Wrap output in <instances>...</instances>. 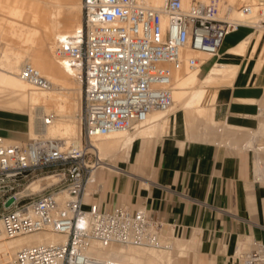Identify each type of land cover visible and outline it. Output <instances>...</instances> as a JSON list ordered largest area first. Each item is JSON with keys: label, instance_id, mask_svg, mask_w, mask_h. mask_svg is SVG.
Returning <instances> with one entry per match:
<instances>
[{"label": "built area", "instance_id": "1", "mask_svg": "<svg viewBox=\"0 0 264 264\" xmlns=\"http://www.w3.org/2000/svg\"><path fill=\"white\" fill-rule=\"evenodd\" d=\"M82 28L58 38L55 55L81 70L82 132L71 142L39 136L10 141L0 136V241L16 235L52 231L67 237L63 243L37 244L17 252L18 264H124L93 254V244L171 249L174 234L156 213L142 206L103 207L87 200L90 179L104 164L95 139L118 129L134 130L157 110L173 103L172 78L184 66L205 62L187 50L218 56L225 37L240 26L264 25L250 16L263 11L264 0H241L222 15V0H82ZM246 22V25H245ZM21 76L47 88L51 81L33 65ZM51 117L45 118L49 124ZM111 166L119 169L113 163ZM43 181L41 190L32 185ZM97 184V191L101 184ZM23 194L19 195L18 191ZM14 201L6 206V201ZM242 253V264H263L264 245L258 242Z\"/></svg>", "mask_w": 264, "mask_h": 264}, {"label": "crops", "instance_id": "2", "mask_svg": "<svg viewBox=\"0 0 264 264\" xmlns=\"http://www.w3.org/2000/svg\"><path fill=\"white\" fill-rule=\"evenodd\" d=\"M251 29L240 26L227 34L220 53L248 36ZM234 33L238 35L229 38ZM213 60L201 65L203 72ZM237 60L241 65L233 83L216 89L213 118L217 126L221 125L222 135L245 142L242 151L204 139L199 126V135L189 138L181 112L172 118L169 131L154 142L144 139L141 146L134 144L127 163H136L137 174H150L147 168L153 163V178L147 177L142 181L144 186L138 188L131 178L139 174L109 175V179L117 178L115 186L105 185L110 189L107 201L92 198L106 208L124 202L133 208L145 206L159 215L167 223L168 232L180 238L179 251L185 254L177 256V264H237L233 262L236 257L253 249L259 244L257 240L264 245V190L258 185L264 183V144L255 142L264 133V116L259 117L264 115V60H260L258 51ZM24 113L0 108V136L10 141L28 140L29 118ZM260 144L263 147L258 150ZM149 145L154 146L150 155ZM247 149L254 152L253 156ZM139 154L141 159L136 162ZM115 166L125 170L122 164ZM97 177L105 178L106 172L99 169ZM240 241L246 246L238 251Z\"/></svg>", "mask_w": 264, "mask_h": 264}, {"label": "bare ground", "instance_id": "3", "mask_svg": "<svg viewBox=\"0 0 264 264\" xmlns=\"http://www.w3.org/2000/svg\"><path fill=\"white\" fill-rule=\"evenodd\" d=\"M2 1L3 3L1 2L0 6H2V11L6 12V15L10 14L22 20L23 23L20 27L17 29L12 27V29L20 36L19 39L21 38L23 41L29 42V44L26 49L3 53L7 61V67L3 64L0 65V108L27 113L31 137L63 138L71 142L78 138L82 132V119L80 117L83 96L82 75L80 69L67 66L59 60L55 55V47L58 38L82 28V0ZM191 1L184 0L185 6H189ZM240 1L222 0L221 14L229 13L231 5H236ZM144 2L151 5H161L163 0H144ZM231 14L243 21L251 18V21L257 22L260 19H264V7L262 12L255 8V11L250 16L243 14L237 9H234ZM255 25V29L248 36L236 45L219 53V58L213 60L204 75L200 76L201 67L190 68L189 66H184L175 70L172 78V105L166 110L154 111L148 116L142 126L134 130L118 129L95 139L94 142L100 153L103 148L117 144L119 151L126 150L123 159L126 162L130 161L136 142L141 146L144 139L146 141L148 139L152 143L162 135L165 127L169 124V113L183 112L189 138L199 135L197 128L200 126L199 122L201 123V121L210 129L217 126L218 123L213 118V111L209 107L203 106V102L209 94L211 85L233 83L240 70L241 63L237 60L238 58H243L248 54L253 56L258 51L260 60H264V27L261 24ZM9 53L11 54L10 56ZM186 55H197V57L201 55L202 57L200 58L204 59L205 62L211 59V55L194 50H187ZM27 63L36 67L43 76L51 81V85L47 88H39L24 79L21 76V70L24 64ZM215 96L216 90L212 93L211 99L214 100ZM46 115L51 117L49 124H45ZM261 127L264 132V120ZM199 129L201 128L199 127ZM203 129L205 128L203 127ZM153 147L149 145L148 154L153 150ZM117 154L115 151V153L109 155L110 159L115 158ZM101 156L104 160L101 170L106 172V177L103 179H109V175H112L113 172H120L129 176L138 175L135 174V170L122 169L123 171H120L115 169L106 160L109 156H105L102 153ZM140 159L141 154L137 156L136 162H139ZM94 179L98 182L97 173L88 183L85 193L86 198L90 196L91 190L97 185ZM44 184L45 182L43 181H37L32 185L31 189L34 191L41 190ZM18 194L22 195L23 191L19 190ZM119 205L127 204L121 203ZM10 238L0 241V264H15L16 261L14 260L17 252L24 247L37 244L63 243L67 240L65 235L52 231H36ZM245 246L246 243L240 241L237 245L238 251ZM13 252H16L15 257L12 255ZM92 252L100 258L118 259L124 264H136V262L140 264H177V256L185 254L179 251V254L174 255L167 253L165 249L120 244H111L105 247L93 244ZM212 262L211 264H215V262Z\"/></svg>", "mask_w": 264, "mask_h": 264}, {"label": "rangeland", "instance_id": "4", "mask_svg": "<svg viewBox=\"0 0 264 264\" xmlns=\"http://www.w3.org/2000/svg\"><path fill=\"white\" fill-rule=\"evenodd\" d=\"M1 2L3 3V1L2 0H0V4H1ZM2 8V6H0V30H2V31H0V65H4L5 67H7V61H6V58L3 56V53L4 52H6V51H13V52H16V51H20V50H22V49H26L27 47H28V44H29V42H25V41H23L21 38V40L19 39V35L15 32V30H13L12 29V27H14L15 29H17L18 27H20V25L23 23L22 22V20H20L18 17H14V16H12V15H10V14H7L6 15V12H4V11H2L3 10V8ZM2 12H4V13H2ZM2 13V14H1ZM4 15V16H3ZM82 17H81V20H82V18H83V11H82V15H81ZM9 17V18H8ZM11 17V18H10ZM12 19V20H11ZM14 19V20H13ZM16 19V20H15ZM3 21H4V23H3ZM12 23V24H11ZM10 25V26H9ZM262 27H264V25H262ZM5 28V29H4ZM255 28H253V29H251L252 31L254 30ZM238 35V33H234V34H232L229 38H235L236 36ZM26 43V44H25ZM25 44V45H24ZM25 46V47H24ZM22 47V48H21ZM11 54L9 53V56H10ZM195 56H197V55H195ZM198 57H202L201 55L199 56L198 55ZM219 56H211V58L212 59H217ZM213 62V61H212ZM212 62L210 63V65L212 64ZM23 64V63H22ZM210 65H209V67H210ZM208 67V68H209ZM208 70V69H207ZM206 70V71H207ZM206 71L205 72H203V70L201 69V76L202 75H204L205 73H206ZM220 85H225V83H219V84H215V85H211L209 88L211 89L210 91H209V94L207 95V98L205 99V101L203 102V106H206V107H209V109L211 110V111H213V102H214V100H212L211 99V95H212V93L216 90V89H218V87L220 86ZM82 89H83V85H82ZM83 94V93H82ZM211 94V95H210ZM83 97V96H82ZM209 98H210V100H209ZM207 104V105H206ZM182 111H179V112H177L176 114H168V117H169V124H168V126H166L165 127V131L166 130H168V129H170V126H171V124H172V118L173 117H176V115H178L179 113H181ZM264 112V111H263ZM24 115L27 117V118H29L28 117V114L27 113H24ZM46 116H49V115H46ZM217 116H218V114H217ZM264 115H261V116H259V117H263ZM81 117V116H80ZM262 120H264V118H262ZM82 122V121H81ZM199 124H200V128H202V129H198L199 130V132H202L203 133V138L204 139H210L211 141H214V142H217V143H224V144H228V145H230V147H232L236 152H239V151H242V149H241V146L243 145V144H245V142L244 141H242V140H236L235 138H233V137H231V136H227V135H222L221 134V131H219V129H218V127L219 126H217V127H214V128H209L208 126H206V125H204V123L201 121V123L199 122ZM198 124V125H199ZM202 125V126H201ZM204 125V126H203ZM203 127L205 128V129H203ZM207 127V128H206ZM225 127H227V126H225ZM225 127H223V130L224 129H226ZM221 129V128H220ZM200 130H203V131H200ZM222 130V131H223ZM164 131V132H165ZM169 131V130H168ZM163 132V133H164ZM162 133V134H163ZM214 137H213V136ZM256 143H261V144H264V133H262V134H260L258 137H257V139H256V141H255ZM261 144L259 145V147H257L258 148V150L259 149H261L263 146H261ZM119 149V146L117 145V144H115V145H113V146H110V147H105V148H103V150L101 151V153L103 154V155H105V156H109V155H111V154H113V153H115V151L118 153L117 154V156L115 157V158H112V159H110V156H109V158H107L106 160H107V162H110V163H113V164H122V165H124V168L125 169H127V170H130V171H134L135 172V174H137L136 172H137V169H135L134 168V163L131 161V162H129V163H125V162H123V156H124V154L126 153V150H123V151H119L118 150ZM264 149V148H263ZM247 152H249L252 156H253V154H254V152L253 151H251V150H249V149H247L246 150ZM150 155V154H149ZM261 157L263 158V161H264V151H262V153H261ZM105 160V161H106ZM146 161H148V159L146 160ZM116 162V163H115ZM253 163V162H252ZM127 164V165H126ZM146 164H147V162H146ZM258 166V165H257ZM147 168V167H146ZM252 169H253V167H252ZM258 169V168H257ZM100 170H101V168H100ZM147 171L148 172H150V174L148 173L147 174V172H145V173H138L139 174V176L137 177V178H131V180L135 183V185L139 188L140 186H144V184H143V180H145L147 177L149 178H153L154 177V171H155V168H154V166H153V163L151 164V165H149L148 166V168H147ZM116 174H118V173H112V176H115ZM261 174V173H260ZM263 174H264V172H263ZM111 175V174H110ZM126 177V176H125ZM115 178H117V177H115ZM114 178V179H115ZM114 179H98V182L101 184V188L97 191V186H95L92 190H91V194H90V196H88V198H86L87 200H92V198L95 196V197H99V198H101V200H102V202H106L107 201V198H108V196H110V189H108L105 185H110V186H115L114 185ZM258 185L260 186V187H262L263 188V190H264V183H258ZM114 191V190H113ZM103 198H105V199H103ZM124 203V202H123ZM2 211H3V196H2V194H0V215H1V213H2ZM6 239H11V238H6ZM180 238H179V236H175V237H173L172 238V248L171 249H167L166 251H167V253H169V254H174V255H177V254H179V244H178V242L180 243V240H179ZM258 242H260V243H262L263 241H261V240H257ZM232 250V249H231ZM229 251V252H231L232 253V251ZM246 252H248V251H246ZM230 253V254H231ZM15 254H16V252H13L12 253V255H13V257H15ZM230 254H229V256H230ZM242 255V254H241ZM15 259V258H14ZM15 261V260H14ZM234 263L236 262L237 264H242L243 262H242V260L240 259V255H238L237 257H236V260L235 261H233ZM15 264H18V263H16L15 262ZM136 264H140V263H138V262H136Z\"/></svg>", "mask_w": 264, "mask_h": 264}, {"label": "water", "instance_id": "5", "mask_svg": "<svg viewBox=\"0 0 264 264\" xmlns=\"http://www.w3.org/2000/svg\"><path fill=\"white\" fill-rule=\"evenodd\" d=\"M13 201H14V197H10V198L6 201L5 205H6V206H9Z\"/></svg>", "mask_w": 264, "mask_h": 264}]
</instances>
